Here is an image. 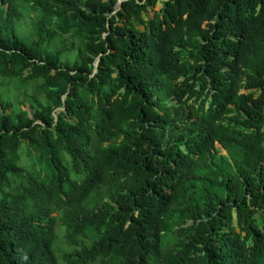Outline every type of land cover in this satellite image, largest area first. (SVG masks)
<instances>
[{
	"label": "trees",
	"instance_id": "16d2710c",
	"mask_svg": "<svg viewBox=\"0 0 264 264\" xmlns=\"http://www.w3.org/2000/svg\"><path fill=\"white\" fill-rule=\"evenodd\" d=\"M118 1L0 0V264H264V0Z\"/></svg>",
	"mask_w": 264,
	"mask_h": 264
},
{
	"label": "rangeland",
	"instance_id": "374dc122",
	"mask_svg": "<svg viewBox=\"0 0 264 264\" xmlns=\"http://www.w3.org/2000/svg\"><path fill=\"white\" fill-rule=\"evenodd\" d=\"M162 8V6L161 5H158L156 8H155V10H150L149 11V14H148V18H152L153 16H154V14H155V12H158L160 9ZM2 91L4 92V93H6L8 90H7V87H4L3 89H2ZM27 93H31V89H28L27 90ZM19 94V95H18ZM23 94L24 93H22L20 90L18 91V90H10V93H9V95H10V98H11V101H13V100H15L16 99V97L17 96H19V99L20 100H23V98H24V96H23ZM25 106V109H28V110H30V107H29V105H24ZM219 147V149H220V151H221V154H226V152L220 147V146H218Z\"/></svg>",
	"mask_w": 264,
	"mask_h": 264
},
{
	"label": "water",
	"instance_id": "95a60500",
	"mask_svg": "<svg viewBox=\"0 0 264 264\" xmlns=\"http://www.w3.org/2000/svg\"><path fill=\"white\" fill-rule=\"evenodd\" d=\"M122 1H123V0H119V1H118V8H120V4H121Z\"/></svg>",
	"mask_w": 264,
	"mask_h": 264
}]
</instances>
